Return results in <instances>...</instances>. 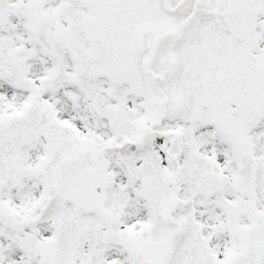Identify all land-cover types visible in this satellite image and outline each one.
<instances>
[{"label":"snow or ice","instance_id":"1","mask_svg":"<svg viewBox=\"0 0 264 264\" xmlns=\"http://www.w3.org/2000/svg\"><path fill=\"white\" fill-rule=\"evenodd\" d=\"M0 264H264V0H0Z\"/></svg>","mask_w":264,"mask_h":264}]
</instances>
